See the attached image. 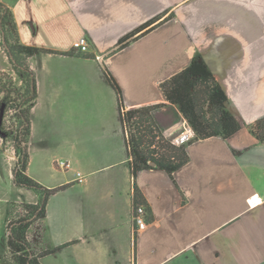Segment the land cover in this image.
<instances>
[{
  "label": "crops",
  "instance_id": "1",
  "mask_svg": "<svg viewBox=\"0 0 264 264\" xmlns=\"http://www.w3.org/2000/svg\"><path fill=\"white\" fill-rule=\"evenodd\" d=\"M3 4L21 42L49 50L30 64L37 103L28 174L45 187L67 188L30 230L37 252H51L41 264H264V143L251 133L264 118V0ZM82 39L88 52L75 50ZM197 54L241 129L228 139L194 138L189 161L172 176L153 166L134 180L119 99L126 109L159 106L153 119L173 143L191 126L161 84ZM15 162L12 143L0 136V264H15L7 245L15 210L38 201L15 186ZM135 187L147 207V224L136 233Z\"/></svg>",
  "mask_w": 264,
  "mask_h": 264
},
{
  "label": "trees",
  "instance_id": "2",
  "mask_svg": "<svg viewBox=\"0 0 264 264\" xmlns=\"http://www.w3.org/2000/svg\"><path fill=\"white\" fill-rule=\"evenodd\" d=\"M0 32L2 46L16 75L23 84L19 88L12 76L0 72V112L4 108L1 130L5 142L13 144L16 162L13 181L17 188L38 195L35 204H21L7 225V245L15 264H41L40 258L51 252H37L29 233L46 218L49 199L67 186L48 188L28 174L30 162L29 142L32 130L31 111L37 103V79L27 64V59L49 50L28 46L21 42L13 12L0 0ZM108 83L119 93L114 82L106 75ZM167 101L176 105L196 134L195 139L235 135L241 125L229 110V100L204 58L197 54L191 64L161 84ZM159 106L126 110L119 99V118L127 138L126 144L133 179L139 172L155 168L169 175L189 161L186 146L167 140L155 124L153 111ZM13 111L12 127L6 126V116ZM255 138L264 143V118L251 128ZM144 204L137 187L134 189V206Z\"/></svg>",
  "mask_w": 264,
  "mask_h": 264
},
{
  "label": "built area",
  "instance_id": "3",
  "mask_svg": "<svg viewBox=\"0 0 264 264\" xmlns=\"http://www.w3.org/2000/svg\"><path fill=\"white\" fill-rule=\"evenodd\" d=\"M75 50L82 52V53L88 52L89 44L87 40L82 39L78 43H76ZM9 113L13 115L11 111H9ZM194 138H196L195 132L193 131L191 127H188V129L184 131L178 138H176L173 143L178 146H186ZM55 165L56 167L60 169H64V170H69L72 168L71 163L65 160H56ZM77 178L79 182H83L85 180V176L81 172L77 173ZM133 222L135 224V233L147 224V207L144 204L134 206Z\"/></svg>",
  "mask_w": 264,
  "mask_h": 264
},
{
  "label": "rangeland",
  "instance_id": "4",
  "mask_svg": "<svg viewBox=\"0 0 264 264\" xmlns=\"http://www.w3.org/2000/svg\"><path fill=\"white\" fill-rule=\"evenodd\" d=\"M3 2V0H1ZM41 54H37L35 55L34 57H31L29 59H27V64L30 66V64L32 63L33 59H35L37 56H39ZM0 72H3V73H6V74H9L10 76L13 77L14 79V82L15 84L19 87V88H22L23 87V84L22 82L20 81V79L18 78V76L16 75L11 63L9 62V59L7 57V54L2 46V43H1V48H0ZM127 111L128 110H131V109H126ZM13 113V111H11ZM12 117V114H10L9 112L7 113V116H6V120H7V123H6V126L7 127H12V125L14 124V120L11 118ZM3 120H4V115H3ZM3 122V121H2ZM2 137V136H1ZM5 137H3V140L5 141L4 139ZM6 142H10V141H6ZM6 144V143H5ZM13 145V144H12ZM16 154V153H15ZM18 210V208L15 210V212ZM3 227L1 224H0V228ZM3 237V236H2Z\"/></svg>",
  "mask_w": 264,
  "mask_h": 264
},
{
  "label": "water",
  "instance_id": "5",
  "mask_svg": "<svg viewBox=\"0 0 264 264\" xmlns=\"http://www.w3.org/2000/svg\"><path fill=\"white\" fill-rule=\"evenodd\" d=\"M3 115H4V108L1 109L0 112V136L5 137V133L1 130V125H2V121H3ZM152 166H155L154 163H151Z\"/></svg>",
  "mask_w": 264,
  "mask_h": 264
}]
</instances>
